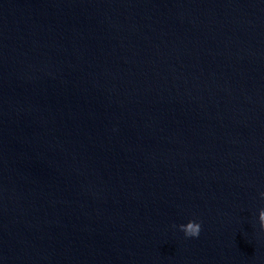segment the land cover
<instances>
[{
    "label": "water",
    "instance_id": "obj_1",
    "mask_svg": "<svg viewBox=\"0 0 264 264\" xmlns=\"http://www.w3.org/2000/svg\"><path fill=\"white\" fill-rule=\"evenodd\" d=\"M0 264H264V0H0Z\"/></svg>",
    "mask_w": 264,
    "mask_h": 264
},
{
    "label": "clouds",
    "instance_id": "obj_2",
    "mask_svg": "<svg viewBox=\"0 0 264 264\" xmlns=\"http://www.w3.org/2000/svg\"><path fill=\"white\" fill-rule=\"evenodd\" d=\"M185 236L188 238H197L199 236V229L194 227V228L188 230L185 233Z\"/></svg>",
    "mask_w": 264,
    "mask_h": 264
}]
</instances>
